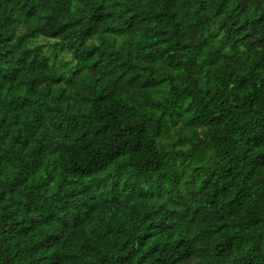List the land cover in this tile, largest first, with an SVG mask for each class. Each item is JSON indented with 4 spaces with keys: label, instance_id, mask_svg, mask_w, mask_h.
Wrapping results in <instances>:
<instances>
[{
    "label": "trees",
    "instance_id": "obj_1",
    "mask_svg": "<svg viewBox=\"0 0 264 264\" xmlns=\"http://www.w3.org/2000/svg\"><path fill=\"white\" fill-rule=\"evenodd\" d=\"M0 264H264V0H0Z\"/></svg>",
    "mask_w": 264,
    "mask_h": 264
},
{
    "label": "rangeland",
    "instance_id": "obj_2",
    "mask_svg": "<svg viewBox=\"0 0 264 264\" xmlns=\"http://www.w3.org/2000/svg\"><path fill=\"white\" fill-rule=\"evenodd\" d=\"M39 41L42 43V42H47V41H44V38H42V37H39ZM60 54H64L63 52L62 53H60ZM62 58H63V60H66V61H70V56H69V54H66V55H63L62 56ZM170 139V138H169Z\"/></svg>",
    "mask_w": 264,
    "mask_h": 264
}]
</instances>
